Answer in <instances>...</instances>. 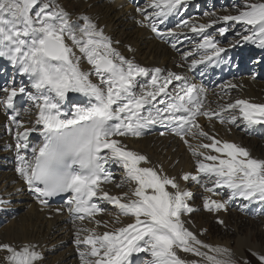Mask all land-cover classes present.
<instances>
[{"label": "snow or ice", "instance_id": "1", "mask_svg": "<svg viewBox=\"0 0 264 264\" xmlns=\"http://www.w3.org/2000/svg\"><path fill=\"white\" fill-rule=\"evenodd\" d=\"M184 3L185 0H152L151 7L158 11L145 14L147 25L144 21L139 23L161 37L175 35L160 32L157 21L162 22ZM138 11L144 14L143 9ZM221 19L244 25L251 35H243L242 39L264 48V2L246 3L238 15ZM83 20V27L78 28L69 13L52 0H0V57L18 66L36 90L33 95L24 87L5 88L3 91L8 95L4 103L12 108L18 94L26 95L38 110L35 124L41 126L43 136V142L31 148V158L18 153L17 171L28 190L43 207L49 206L51 198L68 194V211L75 220L83 221L102 213L94 197L115 205L121 215L134 218V223L120 227L115 233L96 235L91 229L78 230L75 244L82 264H132L131 257L136 253H149L153 258L150 264H199L195 260L181 259L176 250L201 257L207 264H234L230 259L220 258L230 257L228 249L205 244L185 227L182 217L197 211L188 203L192 192L182 190L175 178L162 175L152 167H140L142 163H150L148 158L128 150L114 137H140L149 125H175L174 133L198 158L197 174L185 173L182 180L203 184L212 196L221 195L217 189H227L230 199L240 197L264 202V160L252 158L247 149L234 143L217 140L198 123L199 116L210 121L215 116L224 123L222 113L239 108L249 125H264V104L237 100L217 112L204 110L200 98L204 92L202 87L188 83L175 72L162 75L160 68L137 65L113 47V41L96 23L88 17ZM185 26L194 33H203L211 25L185 22ZM228 31L229 27L219 30L221 35ZM66 38L78 47L93 71L80 67V59L66 43ZM199 47L212 51L193 60V67L206 61L216 63L214 57L225 51L210 35L203 37ZM92 75L99 83L92 81ZM137 77H147L150 83L137 91ZM173 82L181 83L174 85ZM170 85H173L172 92L168 91ZM69 93L88 97L87 105H74L72 113H66L62 109ZM161 104L165 106L159 107ZM236 119L231 115L228 122L235 124ZM12 122L17 129L24 128L15 115ZM36 130H18L16 147L28 149V135ZM189 136L202 137L211 143H201L194 148L186 138ZM200 149H211L227 158L206 154ZM109 163L118 164L126 171V182L135 185L131 197L128 193L113 196L104 190L103 185L112 182L106 168ZM117 186L123 187L124 182ZM203 200V208L208 212L227 210V201L208 196ZM95 223L100 226L101 222ZM81 231L91 234L81 238ZM81 245L88 246L87 250H81ZM36 247L25 244L17 249L10 244H0V251L8 254V264H37L42 256ZM253 255L259 264H264V255Z\"/></svg>", "mask_w": 264, "mask_h": 264}, {"label": "bare ground", "instance_id": "2", "mask_svg": "<svg viewBox=\"0 0 264 264\" xmlns=\"http://www.w3.org/2000/svg\"><path fill=\"white\" fill-rule=\"evenodd\" d=\"M62 3V6L69 12H76V14H81L83 17L90 18L94 23H96L100 28L104 30V33L107 37H109L113 41V47H115L119 52H124L130 58H133L134 61L141 66H145L148 68H173V64L176 62L177 57L172 54L169 50L165 49L161 44L155 43L150 40L153 35L149 31H144L138 29V22L141 18L145 17L138 10H131L126 12V9L122 8L118 9L117 0H111L115 6L107 5L105 0H59ZM107 1V0H106ZM66 10V11H67ZM119 10V11H118ZM70 12V13H71ZM82 27L84 24V20L82 18ZM73 23V22H72ZM76 25L75 23H73ZM79 35L80 33L77 31L76 33ZM71 40L66 38V43L73 49L76 54V57L80 59V67L84 71H93L91 65L88 64L86 58L83 57V54L79 51L78 47L73 44ZM119 43V44H118ZM132 49V51L129 50ZM3 64V63H2ZM13 75H17L16 70L13 71ZM93 76V75H92ZM98 80V79H97ZM99 81V80H98ZM181 82H173L174 85H178ZM263 84V83H262ZM261 83H254L253 86L261 87ZM264 85V84H263ZM247 91L242 94V97L249 100L253 104H264V91L262 93H255L254 89H250L249 85H245ZM173 87L170 85L169 88ZM139 91L138 89H136ZM264 90V88H263ZM205 94V91L202 93ZM160 99V98H159ZM158 99V100H159ZM206 99L203 100V104ZM3 121V118L0 115V122ZM27 128H23L24 131ZM217 133L220 135V140L223 142H230L236 145H240L247 149L250 152V156L252 158L261 160L259 155H257L256 149L253 147V144H249L246 141L242 140L243 136H237L233 130H228L231 134H227V131L216 128ZM16 136V134H15ZM30 133L28 138L30 137ZM122 142L123 145L127 146L128 150L136 152L138 154L144 155L150 161L149 164H143L146 167H152L157 170L158 173L162 175H167L169 177L175 178L177 183L180 184L182 190H190V188L181 182V177L185 173H192L194 170L192 169L193 164L190 157L186 154L185 149L180 144H176L177 137L172 135V132L166 131L165 136L155 137L150 140L143 141H131L129 137H114ZM202 138V137H201ZM11 137H9L4 131V137L2 142L11 141ZM258 140V139H254ZM193 141H196V138H193ZM259 141V140H258ZM7 144V151L13 155V159H17V165L19 163L18 153L25 155L24 149H18L17 147L14 149L13 145H17L14 142H9ZM35 147V146H34ZM227 158V157H226ZM0 162V180H6L7 178L11 181H15L16 183L21 185V181H24L20 176L19 172L16 171L15 174L4 173L3 170L10 168L11 164H9L7 160V166L3 167ZM16 165V166H17ZM115 166L119 169L124 170L120 165L115 164ZM17 166L16 170L18 169ZM125 171V170H124ZM181 175L179 176V174ZM127 186L118 187L115 189V192L111 195L118 196L122 195ZM28 189L27 185L25 190ZM170 189V188H169ZM172 190V189H171ZM151 191V190H149ZM173 191V190H172ZM198 195V192L195 190H191ZM25 202L29 201L31 196H23ZM35 200V198H33ZM188 203L194 208L197 209V202L195 201V196H192V199L188 201ZM204 202H200V205H203ZM29 205V204H28ZM28 205L26 207H28ZM29 205L31 208L28 213L24 216H20L16 218L14 221L10 222V224L6 227L2 228V233H0V241L4 244H10L17 249H20L25 244H32L37 246L36 250L43 255L45 253V247L57 250L60 243H68V239L65 237H60L59 233L62 230H69V227L64 224L66 218L63 214H59L56 211L43 212L39 211V204L36 202ZM35 206V207H34ZM19 207V206H18ZM25 207V205H23ZM255 207H260L264 209V204H257ZM227 208V207H226ZM114 213H108L105 215V218L102 219V223L109 227L110 233H115L117 229L120 227L121 219L117 216L119 213V209L114 206ZM21 211V210H20ZM191 217H194V214H190ZM235 217H234V216ZM255 215L254 217H256ZM206 217H213L210 212H205L201 214L199 217H195L191 219L193 221V227L190 226V229L202 240L199 232L202 228L207 227L209 223L205 221ZM234 217V223L239 224V221H242L243 218L236 216L235 214L229 213L228 211L222 212V215L219 218L223 219V224H229L232 226L231 218ZM8 219V213L6 208L0 206V224L6 223ZM143 219V218H142ZM207 224V225H206ZM249 226L255 225L253 222H249ZM128 225V224H126ZM125 225V226H126ZM206 225V226H205ZM238 226V225H237ZM236 226V227H237ZM63 231V232H64ZM62 232V233H63ZM213 245V244H211ZM65 249V248H64ZM203 251V250H202ZM47 252V251H46ZM77 249L73 247H69L61 254L58 264H71V260H73V256L76 254ZM177 252V255L180 258H185L187 261H193L196 256L190 254L188 252ZM7 253L4 254V257H7ZM7 264V259L5 260Z\"/></svg>", "mask_w": 264, "mask_h": 264}, {"label": "rangeland", "instance_id": "3", "mask_svg": "<svg viewBox=\"0 0 264 264\" xmlns=\"http://www.w3.org/2000/svg\"><path fill=\"white\" fill-rule=\"evenodd\" d=\"M120 1H121L120 3L122 4L127 1L139 3L141 0H135V1L134 0H120ZM57 2L60 5H62V3L59 0H57ZM106 4L110 5L108 3ZM141 4L147 5L149 3L141 2ZM126 7H127L126 10L131 9L132 4L130 3ZM118 9L121 10L119 6H118ZM146 28H144L143 30H145ZM151 32L153 31L151 30ZM12 79H13L12 76H10L9 80L5 82L3 86L0 87V107H3V105L5 104L3 100V95L5 91H3V89L12 88ZM25 103L28 105L29 108L33 106L32 102H29L28 98H25ZM13 106H15L14 103H13ZM1 117L3 118V121H4V117L2 115ZM3 121L0 122V129H3L5 127V124L3 123ZM242 140L246 141L250 145L253 144V147L256 149L257 155H259V158L261 160H264V143L258 140H254V139L248 140V139L242 138ZM1 149L2 147L0 143V150ZM180 175L181 173L179 174V176ZM2 180L3 179H1L0 182ZM4 186H5L4 183L3 184L0 183V189H3ZM8 191L9 189L3 190V192H8ZM18 206H19V210H21L19 217L21 215L24 216L26 213L30 211V209L28 208H31L29 205L28 207H26L27 205L23 207L22 204H19ZM199 216H201V214L194 216L193 219ZM234 217L231 218L232 226L229 224L220 225L213 217H206L205 221L207 222V224L209 223V225L207 227L202 228L201 231L199 232V234L202 233L206 237L205 239L201 237L202 240H205L204 241L205 244H208V245L213 244L211 246L228 249L231 255L230 257L228 256L222 257L224 259H231V260L239 262V264H245V261H247L248 264H259L258 259L253 257V253H259L260 255H264V221L259 222L257 217H253V219L250 220V219H245L242 216L238 215V217L243 218V220L239 221V224H237V223H234ZM249 222H253L255 225L251 224V226H249L250 225ZM1 230H0V233H2ZM63 231L64 230H62V232ZM62 232L60 231L59 233L60 237L67 238V232L66 231H64L63 233ZM0 244H4V243L0 241ZM62 244L64 243L59 244V248L57 250L52 249V247H49V248L45 247V253L41 255L42 257H44L41 264H58L61 254L64 253V251L66 250V245L65 244L62 245ZM202 250L207 251V249H202ZM4 254H6V252L0 251V264H6L5 263L6 257H4ZM201 259L202 258L198 256L194 258V260L198 262H200Z\"/></svg>", "mask_w": 264, "mask_h": 264}, {"label": "clouds", "instance_id": "4", "mask_svg": "<svg viewBox=\"0 0 264 264\" xmlns=\"http://www.w3.org/2000/svg\"><path fill=\"white\" fill-rule=\"evenodd\" d=\"M258 1L263 2L264 0H258ZM65 231H66V230H65ZM67 236H68V235H67ZM67 239H68V238H67ZM253 257H254V258H257L255 255H253ZM201 261H202V260H201ZM201 261H200V262H201ZM71 262H73V260H71Z\"/></svg>", "mask_w": 264, "mask_h": 264}]
</instances>
